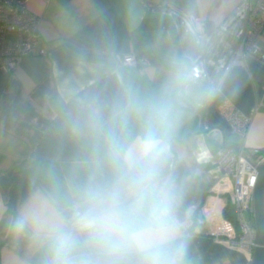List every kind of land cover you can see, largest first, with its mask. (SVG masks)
Instances as JSON below:
<instances>
[{
	"label": "clouds",
	"instance_id": "clouds-1",
	"mask_svg": "<svg viewBox=\"0 0 264 264\" xmlns=\"http://www.w3.org/2000/svg\"><path fill=\"white\" fill-rule=\"evenodd\" d=\"M185 47L147 88L103 48L73 52L90 73L59 77L48 104L56 156L32 168L8 217L28 264H189L185 178L175 143L183 111L217 88L194 79L204 38L188 23Z\"/></svg>",
	"mask_w": 264,
	"mask_h": 264
},
{
	"label": "crops",
	"instance_id": "crops-1",
	"mask_svg": "<svg viewBox=\"0 0 264 264\" xmlns=\"http://www.w3.org/2000/svg\"><path fill=\"white\" fill-rule=\"evenodd\" d=\"M256 0H28L27 10L39 18L37 37L45 56L23 57L14 69H0V264H28L24 244L8 235L6 222L24 195L32 168L53 159L58 151L50 131L55 113L48 99L56 80L72 72L90 73L91 65L77 68L73 52L103 48L128 78L156 87L167 73L168 57L185 47L188 23L199 26L204 43L196 52L201 78L217 91L191 102L176 132V151L185 178L183 214L205 200L207 216H230L222 169L216 153L221 146L238 149L264 147V61L243 53L230 61ZM168 18V22L153 23ZM168 23V24H167ZM172 27V29L170 28ZM13 35V39L15 35ZM7 35V36H8ZM254 43L264 49V37ZM132 55L144 63L124 64ZM228 100L250 120L246 134L232 132L219 111ZM222 189V190H221ZM253 228V208L245 212ZM208 225L188 231L189 264H249L253 247L232 246L224 237L207 233Z\"/></svg>",
	"mask_w": 264,
	"mask_h": 264
},
{
	"label": "built area",
	"instance_id": "built-area-1",
	"mask_svg": "<svg viewBox=\"0 0 264 264\" xmlns=\"http://www.w3.org/2000/svg\"><path fill=\"white\" fill-rule=\"evenodd\" d=\"M28 0H0V69L11 72L17 63L26 56H45L47 51L39 44L37 28L39 18L27 10ZM246 27L241 31L230 61L238 62L243 53H249L264 61V49L255 43L258 36L264 37V0H256L250 11ZM15 38L7 40L8 34ZM122 63L139 66L144 61L130 55L121 58ZM203 68L199 62L191 66L194 79L201 78ZM219 111L229 122L232 132L243 137L250 120L242 115L228 100L219 104ZM216 160L222 169L219 181L226 190L228 204L233 207L230 216H216L208 220V204L200 200L185 218L187 230L197 225L207 224V233L213 237H224L229 245L247 248L254 247V233L246 220L245 212L252 207V189L257 175V164L264 163V147L238 149L221 146L216 153ZM221 189V190H222ZM264 246V243H262Z\"/></svg>",
	"mask_w": 264,
	"mask_h": 264
},
{
	"label": "water",
	"instance_id": "water-1",
	"mask_svg": "<svg viewBox=\"0 0 264 264\" xmlns=\"http://www.w3.org/2000/svg\"><path fill=\"white\" fill-rule=\"evenodd\" d=\"M255 168L257 175L252 189L254 247L249 264H264V163Z\"/></svg>",
	"mask_w": 264,
	"mask_h": 264
},
{
	"label": "trees",
	"instance_id": "trees-1",
	"mask_svg": "<svg viewBox=\"0 0 264 264\" xmlns=\"http://www.w3.org/2000/svg\"><path fill=\"white\" fill-rule=\"evenodd\" d=\"M167 20H168V18L155 19V20H154L155 22H151V24H153V23H163V22H168ZM167 24H168V23H167ZM170 28L172 29V27H170ZM187 108H190V106H188Z\"/></svg>",
	"mask_w": 264,
	"mask_h": 264
},
{
	"label": "rangeland",
	"instance_id": "rangeland-1",
	"mask_svg": "<svg viewBox=\"0 0 264 264\" xmlns=\"http://www.w3.org/2000/svg\"><path fill=\"white\" fill-rule=\"evenodd\" d=\"M247 25V24H246ZM246 27V26H245ZM13 39V35H8L7 36V40H12ZM130 56V55H129ZM127 57V56H126ZM122 62V61H121ZM225 118V117H224ZM226 119V118H225ZM227 121V120H226ZM228 122V121H227ZM229 123V122H228Z\"/></svg>",
	"mask_w": 264,
	"mask_h": 264
}]
</instances>
